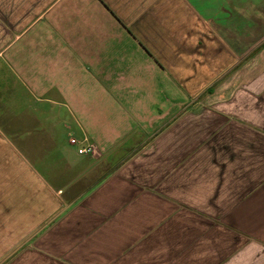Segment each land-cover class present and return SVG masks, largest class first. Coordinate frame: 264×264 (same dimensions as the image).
Listing matches in <instances>:
<instances>
[{"label": "crops", "instance_id": "crops-1", "mask_svg": "<svg viewBox=\"0 0 264 264\" xmlns=\"http://www.w3.org/2000/svg\"><path fill=\"white\" fill-rule=\"evenodd\" d=\"M257 36L264 0H0V260L72 204L9 264H264V45L183 111Z\"/></svg>", "mask_w": 264, "mask_h": 264}, {"label": "water", "instance_id": "water-1", "mask_svg": "<svg viewBox=\"0 0 264 264\" xmlns=\"http://www.w3.org/2000/svg\"><path fill=\"white\" fill-rule=\"evenodd\" d=\"M264 45V39L256 45L253 49H251L244 57L239 59L232 67H230L227 71H225L218 79L217 81H220L225 76H227L231 71H233L237 66H239L243 61H245L253 52L260 49ZM199 100V96L192 99L184 108L183 111L187 110L193 103ZM72 204L67 205L65 208H63L58 214H56L51 220H49L45 225H43L41 228H39L35 233H33L29 238H27L24 242H22L20 245H18L13 251H11L6 257H4L0 264H4L7 262L10 258H12L15 254H17L23 247H25L32 239H34L40 232H42L48 225H50L53 221H55L59 216H61L67 209L71 207Z\"/></svg>", "mask_w": 264, "mask_h": 264}, {"label": "rangeland", "instance_id": "rangeland-1", "mask_svg": "<svg viewBox=\"0 0 264 264\" xmlns=\"http://www.w3.org/2000/svg\"><path fill=\"white\" fill-rule=\"evenodd\" d=\"M257 23H258V21H257ZM259 26H261L260 24H259ZM257 29L259 30V27L257 26ZM260 36H257V45L262 41H258V38H259ZM256 46V45H255ZM254 46V47H255ZM253 47V48H254ZM252 48V49H253ZM260 55V53L259 54H257V56H259ZM260 57H262V55L260 56ZM259 57V58H260ZM257 66H264V63H257ZM233 73V72H232ZM232 73H230V74H228L226 77H225V79H231V77H234L235 75H236V73L235 74H232ZM233 79V78H232ZM232 79H231V81H232ZM224 79H222V80H220L219 82H217V83H219L220 84V82L221 81H223ZM206 94H204L202 97H204ZM68 146H69V148H68V150L66 151V153H65V156L70 160V161H72V162H74V161H76V160H83V161H88L89 159V156H87V155H79L78 154V147L76 146V145H72V144H68ZM47 154H45V155H41V156H46ZM103 155H99L98 157H96V159H100V158H102V159H104L103 157H102ZM108 156H111L110 157V159H111V166H114L116 163H118L120 160H122L123 158H125L126 156H127V154H122V153H118V154H112V155H106L105 156V158L107 159L108 158ZM51 157H53V158H51V161H54L55 163H61V159H62V156L61 155H59V154H55L54 156L53 155H51ZM113 160V161H112ZM93 162V161H92ZM105 163H107V162H105ZM104 162H102L101 164L103 165V164H105ZM73 174L74 173H72V175L71 176H73ZM89 176H91V174L89 175ZM36 232V231H35ZM29 238V237H28ZM24 242V241H23ZM27 247V246H26ZM14 250V249H13ZM12 250V251H13ZM9 254V253H8ZM7 256V255H6ZM5 256V257H6ZM18 256V255H17ZM16 256V254L12 257V258H10L7 262H5L4 264H9L10 262H11V260L12 259H14L15 257H17ZM1 261V260H0Z\"/></svg>", "mask_w": 264, "mask_h": 264}, {"label": "built area", "instance_id": "built-area-1", "mask_svg": "<svg viewBox=\"0 0 264 264\" xmlns=\"http://www.w3.org/2000/svg\"><path fill=\"white\" fill-rule=\"evenodd\" d=\"M71 144L80 146L78 152L81 155H87L95 158L99 156L96 145L91 143L88 138H84L82 140L72 138Z\"/></svg>", "mask_w": 264, "mask_h": 264}, {"label": "trees", "instance_id": "trees-1", "mask_svg": "<svg viewBox=\"0 0 264 264\" xmlns=\"http://www.w3.org/2000/svg\"><path fill=\"white\" fill-rule=\"evenodd\" d=\"M217 82H214L212 85H210L207 89H205L202 93H200L198 96L199 98H201L204 94L210 92L213 88V86L216 84Z\"/></svg>", "mask_w": 264, "mask_h": 264}]
</instances>
